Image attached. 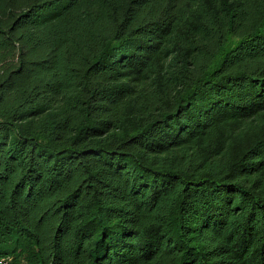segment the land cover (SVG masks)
<instances>
[{
    "label": "trees",
    "instance_id": "16d2710c",
    "mask_svg": "<svg viewBox=\"0 0 264 264\" xmlns=\"http://www.w3.org/2000/svg\"><path fill=\"white\" fill-rule=\"evenodd\" d=\"M264 264V0H0V264Z\"/></svg>",
    "mask_w": 264,
    "mask_h": 264
},
{
    "label": "built area",
    "instance_id": "2783aa9c",
    "mask_svg": "<svg viewBox=\"0 0 264 264\" xmlns=\"http://www.w3.org/2000/svg\"><path fill=\"white\" fill-rule=\"evenodd\" d=\"M1 264H10V263L7 262V261H3ZM18 264H31V263H29V262H27V261H23V262H20V263H18Z\"/></svg>",
    "mask_w": 264,
    "mask_h": 264
}]
</instances>
